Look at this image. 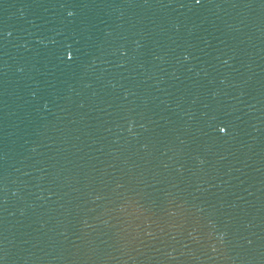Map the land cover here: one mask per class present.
<instances>
[{
  "label": "water",
  "instance_id": "water-1",
  "mask_svg": "<svg viewBox=\"0 0 264 264\" xmlns=\"http://www.w3.org/2000/svg\"><path fill=\"white\" fill-rule=\"evenodd\" d=\"M0 264H264V0H0Z\"/></svg>",
  "mask_w": 264,
  "mask_h": 264
},
{
  "label": "snow or ice",
  "instance_id": "snow-or-ice-1",
  "mask_svg": "<svg viewBox=\"0 0 264 264\" xmlns=\"http://www.w3.org/2000/svg\"><path fill=\"white\" fill-rule=\"evenodd\" d=\"M194 3L195 4H200L201 3V0H194ZM73 14L74 13L72 11H69L68 12V15L69 16H71ZM64 55L66 56V58H67L68 61H71L73 59V52L71 50H66L65 53H64ZM249 243H251V241H249Z\"/></svg>",
  "mask_w": 264,
  "mask_h": 264
}]
</instances>
